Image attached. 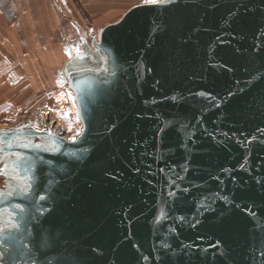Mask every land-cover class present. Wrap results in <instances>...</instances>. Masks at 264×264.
Returning <instances> with one entry per match:
<instances>
[{
	"label": "water",
	"instance_id": "1",
	"mask_svg": "<svg viewBox=\"0 0 264 264\" xmlns=\"http://www.w3.org/2000/svg\"><path fill=\"white\" fill-rule=\"evenodd\" d=\"M91 37L76 139L0 128L34 164L0 174V264H264V0L143 1Z\"/></svg>",
	"mask_w": 264,
	"mask_h": 264
},
{
	"label": "crops",
	"instance_id": "2",
	"mask_svg": "<svg viewBox=\"0 0 264 264\" xmlns=\"http://www.w3.org/2000/svg\"><path fill=\"white\" fill-rule=\"evenodd\" d=\"M134 2L0 0V85L52 84L56 71L69 59L65 58L69 48L74 51L79 33L99 37L104 26L139 3Z\"/></svg>",
	"mask_w": 264,
	"mask_h": 264
},
{
	"label": "rangeland",
	"instance_id": "3",
	"mask_svg": "<svg viewBox=\"0 0 264 264\" xmlns=\"http://www.w3.org/2000/svg\"><path fill=\"white\" fill-rule=\"evenodd\" d=\"M135 1L134 3H140L144 0ZM87 36L88 40L91 39L89 43L92 44V37L88 33ZM66 46L69 47L70 44ZM73 46V53L71 52V55L66 54L65 58L68 56L70 58L76 53V50L81 47L80 40L74 42ZM64 67L62 70L56 71V77L53 79L52 84H39L38 86L31 84H1L0 128H10L26 121L38 128L44 126L41 121L43 118L48 121L58 119L66 126V130L63 132L64 136L66 135L71 140H73V136L77 137L81 132L82 124L76 114V106L73 95L67 86V79L62 72ZM41 74H43L42 71ZM61 79L63 84L58 83ZM49 80H52V78Z\"/></svg>",
	"mask_w": 264,
	"mask_h": 264
},
{
	"label": "snow or ice",
	"instance_id": "4",
	"mask_svg": "<svg viewBox=\"0 0 264 264\" xmlns=\"http://www.w3.org/2000/svg\"><path fill=\"white\" fill-rule=\"evenodd\" d=\"M145 3H148V4H157V3H162V2H167V0H144ZM69 51V55H71V49L68 50ZM77 51V55H82L80 52H79V49L76 50ZM58 83H61L63 84V80L61 79L60 81H58ZM71 94L69 93V96ZM201 95H204L203 93H201ZM229 95H232V93H229ZM173 100L176 99L175 96L172 97ZM166 129L165 128H158L157 129V133L158 134H162ZM4 132H11V129H5ZM73 140L76 139V136H73L72 137ZM0 141L3 142V144H6L8 146H11V144L14 142V139H4L3 137H0ZM24 147H27V145H24ZM3 147H0V153H3ZM14 158L10 161V162H7V161H4V157L3 156H0V162H3L4 163V167L3 168H0V174H4L7 169L9 167L12 168L13 170V173H16V174H19V173H22V172H27L29 170H31L33 167H34V164L32 161H30L28 159V157L26 156H23L19 153H15L13 154ZM241 167H243V165H241ZM163 171V170H161ZM17 178L19 179H24L23 176H18ZM32 177H29V180H31ZM23 191H29L30 190V186L29 187H25L24 189H22ZM3 195H5L4 193V190L3 189H0V197H2ZM7 195L9 196H12L13 195V192H8ZM169 195H173V193H169ZM222 199L224 200H227V197H222ZM14 207L16 208H20L21 205L20 204H16L14 205ZM7 212L8 215H9V218H11L14 213L10 212L9 209L7 208H0V216H3V214ZM180 220H183L184 217H179ZM10 227L14 228V229H18L20 227V224L19 223H16L15 221H12V223L9 225ZM4 229L2 227H0V232H2ZM3 241H0V243H2ZM19 243L17 241V238L15 235H10V238H9V244L10 246L12 247V253H11V256L12 258H14V255L16 252L19 251L18 248L15 247V245ZM165 247H167V245H165ZM5 255V253L3 252H0V257H3Z\"/></svg>",
	"mask_w": 264,
	"mask_h": 264
},
{
	"label": "bare ground",
	"instance_id": "5",
	"mask_svg": "<svg viewBox=\"0 0 264 264\" xmlns=\"http://www.w3.org/2000/svg\"><path fill=\"white\" fill-rule=\"evenodd\" d=\"M41 121L43 122L44 126L43 127L40 126V127H38V129L47 130V131H49L51 133H54V134L64 135L63 132L66 130L65 129L66 126L63 125V123H61L60 121H58V119L57 120L48 121L46 118H43V119H41ZM35 125H37V124H35ZM65 137H67V136L65 135Z\"/></svg>",
	"mask_w": 264,
	"mask_h": 264
}]
</instances>
